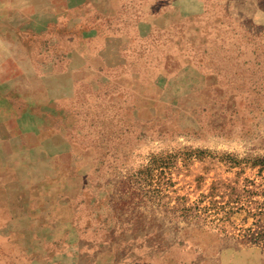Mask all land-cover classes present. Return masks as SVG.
<instances>
[{
  "label": "rangeland",
  "instance_id": "1",
  "mask_svg": "<svg viewBox=\"0 0 264 264\" xmlns=\"http://www.w3.org/2000/svg\"><path fill=\"white\" fill-rule=\"evenodd\" d=\"M108 6L104 13L96 5L74 12L100 20L97 38H33L22 49L34 63L28 51L71 48L103 54L105 66L136 69L137 83L126 69L115 76L124 84L114 94L103 87L89 92L83 129L113 128L122 146H138L98 157L115 167L123 190L142 184L137 192L149 196L143 244L195 239L200 229L264 252V0H110ZM96 100L110 112L117 103L120 113L111 121L100 115L105 124L92 122ZM148 104L158 117L137 125L131 105L149 118ZM142 132L151 136L137 145ZM6 207L0 204V264H50L47 250L24 249L23 230L34 220L8 219Z\"/></svg>",
  "mask_w": 264,
  "mask_h": 264
},
{
  "label": "crops",
  "instance_id": "2",
  "mask_svg": "<svg viewBox=\"0 0 264 264\" xmlns=\"http://www.w3.org/2000/svg\"><path fill=\"white\" fill-rule=\"evenodd\" d=\"M0 1V204L10 208L8 219L34 220L23 230L24 249L47 250L50 264H264L260 248L200 229L195 239L180 235L164 244H143L142 205L149 196L137 192L142 184L123 190L115 167L107 169L98 157L138 146H122L113 128L107 134L100 127L95 133L83 129L89 92L103 87L114 94L124 84L115 76L126 69L137 83L136 69L122 67L124 62L105 66L103 54L71 48L44 55L28 51L34 63L23 50L33 38H97L100 20L85 21L74 12L96 5L104 13L110 0ZM78 24L79 34L74 33ZM90 58L102 62L96 65ZM93 105L92 122L105 124L100 115L111 121L120 113L115 102L112 112L103 101ZM131 108L137 125L158 117L151 105L149 118L146 110L138 116ZM142 133L137 145L151 136ZM62 253L69 261L63 262Z\"/></svg>",
  "mask_w": 264,
  "mask_h": 264
}]
</instances>
